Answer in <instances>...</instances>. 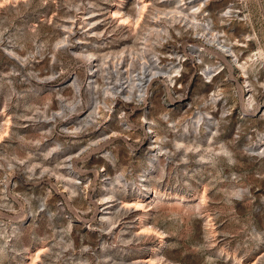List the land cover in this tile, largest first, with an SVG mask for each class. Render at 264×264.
<instances>
[{
    "label": "rangeland",
    "instance_id": "1",
    "mask_svg": "<svg viewBox=\"0 0 264 264\" xmlns=\"http://www.w3.org/2000/svg\"><path fill=\"white\" fill-rule=\"evenodd\" d=\"M0 264H264V0H0Z\"/></svg>",
    "mask_w": 264,
    "mask_h": 264
},
{
    "label": "bare ground",
    "instance_id": "2",
    "mask_svg": "<svg viewBox=\"0 0 264 264\" xmlns=\"http://www.w3.org/2000/svg\"><path fill=\"white\" fill-rule=\"evenodd\" d=\"M186 3L183 2L181 3L179 6H177L175 9L169 11L168 13H161L164 15H171V18H175L176 16H181L182 18L185 17V14L182 12V9L180 8V6L185 5ZM137 7L134 8L132 11V21L134 24H137L138 22H140L142 20L143 15L145 14L146 11V7L147 5H140L139 3L136 4ZM152 9H156L153 8L154 4L151 3V5L149 6ZM148 7V8H149ZM148 10V9H147ZM157 10V9H156ZM177 14V15H176ZM185 19V18H184ZM121 22H123L124 24H128L129 23V17H125L121 19ZM194 26V25H192ZM151 32L153 31V33H156L158 35H161L163 31L155 29L154 27L150 28ZM224 48V46H221ZM222 52L226 55V56H230L229 52H232L231 50H222ZM172 63V62H169ZM169 74L163 70H158L154 67H151L149 64H143L142 65V72H140V74H137L136 79H135V83L131 86L130 91L132 89H136L137 93H139V97L141 95H145L147 92V89L149 88V84L150 82L155 79V78H162L163 81L166 82L167 78H169ZM167 84V83H166ZM168 85V84H167ZM169 86V85H168ZM120 90H122V86L121 84L117 87ZM141 94V95H140ZM128 95H132V93H128Z\"/></svg>",
    "mask_w": 264,
    "mask_h": 264
}]
</instances>
